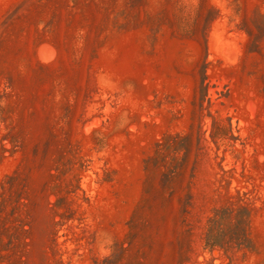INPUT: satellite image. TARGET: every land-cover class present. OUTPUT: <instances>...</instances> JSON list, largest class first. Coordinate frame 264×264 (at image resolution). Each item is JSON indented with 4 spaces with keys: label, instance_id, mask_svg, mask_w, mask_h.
<instances>
[{
    "label": "rangeland",
    "instance_id": "obj_1",
    "mask_svg": "<svg viewBox=\"0 0 264 264\" xmlns=\"http://www.w3.org/2000/svg\"><path fill=\"white\" fill-rule=\"evenodd\" d=\"M0 264H264V0H0Z\"/></svg>",
    "mask_w": 264,
    "mask_h": 264
}]
</instances>
